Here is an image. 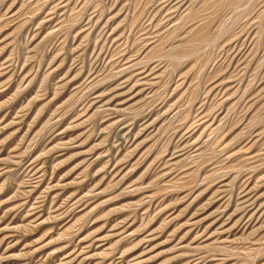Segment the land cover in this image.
<instances>
[{
	"label": "rangeland",
	"instance_id": "1",
	"mask_svg": "<svg viewBox=\"0 0 264 264\" xmlns=\"http://www.w3.org/2000/svg\"><path fill=\"white\" fill-rule=\"evenodd\" d=\"M0 264H264V0H0Z\"/></svg>",
	"mask_w": 264,
	"mask_h": 264
}]
</instances>
